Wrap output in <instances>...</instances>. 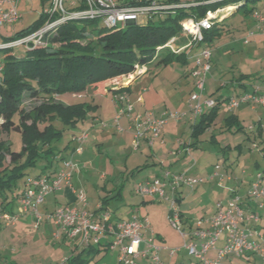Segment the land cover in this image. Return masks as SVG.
<instances>
[{"label":"rangeland","instance_id":"374dc122","mask_svg":"<svg viewBox=\"0 0 264 264\" xmlns=\"http://www.w3.org/2000/svg\"><path fill=\"white\" fill-rule=\"evenodd\" d=\"M179 1L193 2L194 0ZM52 2L53 0H20L17 9L20 20L4 26L0 30V37L13 39L16 33L23 28L26 29L35 24L42 14H44V24L48 19L47 12L52 8ZM247 7H253L255 11L264 15L262 12L264 0L248 2ZM165 10L164 8L162 12ZM230 12L228 11L225 15ZM160 16L154 15L153 21H158ZM189 20V18L185 19V21ZM101 24L102 19L99 18L87 29L99 27ZM226 25L231 29V33L222 35L219 40H214L211 49V62L214 69L205 82L202 101L215 100L219 96L224 100L232 97L234 91L225 88V84L229 85V82L238 79L240 75L248 76L247 79L255 84L264 83V34L257 33L254 20L251 16L244 15L242 11H235L231 16H228ZM250 31L255 32V35L246 43L244 42L245 37ZM176 45L182 47L185 43L177 42ZM195 48L193 46L189 50L195 51ZM25 51L24 47L8 51L0 50V63L6 54L11 53L16 58H22L26 55ZM190 69V65H183L180 60L175 59L165 65H151L148 69L142 70L143 72L138 74V77L130 84L133 94L136 95L138 92L146 100L145 107L135 108V113L144 117L147 114L157 117L162 113L187 114L189 110L187 101H189L190 93L193 90V80L189 75L186 76ZM118 81L125 82L123 77ZM111 86L109 82H99L98 92L100 94L109 92V94L94 97V100L85 92L75 95L64 93L57 96V100L65 105L87 104L93 108L88 110L84 120L78 122L72 129L60 121H54L55 130L61 131L62 135L52 146L56 147L60 157L67 158L66 160H72L79 148H81V152L82 149L84 150L80 157H75V162L72 160L75 166L73 175H80L78 184L74 181L73 187L84 193L90 208H93L98 200L105 196L110 198L113 195H119V200L111 199L108 202V211L113 220L119 218L123 221H130L133 217L130 215L133 213L139 217L140 221L147 219L148 226L141 230L143 239L154 238L155 242H158V247L163 248L162 254L163 252L167 253L168 257H170V251L178 249V252L170 258L179 255L183 264L194 263L195 260L186 254L180 234L171 227L167 219L170 202L174 196L169 187L164 189L167 201L155 197L152 202L142 204L143 198L135 194L136 186L140 182H152L156 178L162 180L166 171L173 174L183 171L190 176L202 177V181L195 184L192 190L188 189L182 192L184 197L177 207L182 209L192 221L208 218L214 212L218 202L223 206L227 204V201L220 196L221 189L217 188V185L225 183V186H231V183L225 182V180L220 183L219 179L208 178L207 173L212 172L215 165L221 167L222 173L234 174L236 179L245 181L253 180L256 174L264 169V158L260 152V147L264 144V112L260 108L252 111L249 107L243 106L234 110L233 115L237 116L239 123L244 128L243 131H237L235 127L230 129L224 127V118L231 114L225 110V101L219 106L211 125L200 134H192L191 125L193 123L189 122V115L182 117L178 120L179 122L170 121L161 130L162 132L165 128H169L171 133V136L164 139L168 151L169 148H172L174 152L178 148L195 147L190 150V153H186L185 158L181 159L183 163L176 166L177 156L167 154L162 157L153 156L152 150L149 149L152 147L147 146L143 140L139 145L140 149L139 147L138 150L135 149L132 144L133 133L130 132V138L126 135L127 132H123L122 120L126 116L119 118V120L123 118L120 120L121 122L117 119L118 98H120L122 89L110 92ZM212 93L215 95L210 97ZM49 102L52 100L44 101V103ZM40 103H42L40 100L25 99L24 112H30ZM257 122L260 123L258 129L262 130L260 137L257 136L255 128ZM251 126L254 127L252 131L250 130ZM95 130L99 134H97L98 140L94 138ZM83 133L88 135L86 144L90 148H83L84 142L75 139ZM0 142H6L10 145V150L15 152L22 150L19 132L11 130L6 133L0 129ZM156 143H159L158 139L153 144ZM190 144L192 146H189ZM158 146L154 145L153 147ZM10 160L11 157L5 154V164H8ZM76 161H78L79 167L76 165ZM161 164L164 165L161 166ZM43 167V162H36L34 167L28 169L27 175L34 176ZM180 167L183 168L182 171H180ZM61 168L60 164L59 169ZM203 172L206 174L203 175ZM21 184H23L22 180L17 182L15 187L20 188ZM183 188L186 187L181 186L178 188V192L180 193ZM11 190L16 193L14 187ZM203 190L204 195L194 197L193 191L201 193ZM242 194L243 190L240 195ZM53 204L48 199L38 207L39 214L43 216L42 222L38 225H35L34 217L31 214L19 217L13 226L6 227L0 223V264H63V260L69 257L72 251L78 253L82 249L79 247V239L63 241L62 237L58 240L53 238L55 227L52 220L46 218L54 210ZM19 205V199H15L11 203L5 204L4 209L9 213L15 209L14 213H17ZM44 205L47 209L44 208ZM149 229L153 231V234ZM158 237L164 241H157ZM92 249L93 251L87 256V264H120L116 257L117 251L109 248L104 250L98 245L93 246ZM210 256L209 254L207 258L210 259ZM224 262L226 264H264L259 256L252 257L250 262L245 261L243 256L240 258L229 257V260Z\"/></svg>","mask_w":264,"mask_h":264},{"label":"built area","instance_id":"2783aa9c","mask_svg":"<svg viewBox=\"0 0 264 264\" xmlns=\"http://www.w3.org/2000/svg\"><path fill=\"white\" fill-rule=\"evenodd\" d=\"M19 1L0 0V30L6 25L14 24L20 20L17 10ZM79 3H82L83 7L78 8ZM186 6L184 5V7ZM164 8L168 9L166 6L157 4L155 0H148V3L137 7L122 6L113 0H53L52 8L47 12L48 19L39 29L24 35V37L3 42L0 44V50H12L17 47L33 48L40 43L46 33L68 20L89 19L93 21V19L101 18L105 28H115L134 21L141 22L145 18L161 13ZM227 8L229 7L208 12L200 20H184L182 27L185 36L189 38L188 42L180 47L176 45L175 39H171L164 45L174 53L189 50L193 46L197 47L195 51L192 49L187 52L191 64L190 75L193 78V90L190 93L189 101H187L189 110L185 114L189 115V122H194L205 110L215 106L214 100L202 101L205 82L211 72L212 51L210 48L200 46V43L203 37L202 32L210 30L216 22H220L226 16L227 12L223 13V11ZM262 12L264 13V7ZM251 18L255 22L257 33L264 34V15L254 11ZM254 35L255 32L250 31L244 42L247 43ZM142 70L144 69L104 82H109L112 85L111 90L127 83L136 76V73L141 74ZM121 77L125 82L118 81ZM118 103V120L122 116H130L133 113V104L124 91L118 98ZM241 106H247L251 110L260 108L264 112V83L254 84L248 91L239 92L225 100L227 112H233ZM185 115L162 113L158 117L152 114H147L144 117L141 114H135L130 127L133 133V146L137 149L143 140L151 147L165 125L172 120L178 121ZM85 138L86 134L83 133L75 139L84 142ZM80 153L81 148L75 152V154ZM61 165L62 168L52 177L46 174L29 176L25 180L24 191L19 197L20 205L17 213H9L5 209H0V223L6 227L13 226L19 217L31 214L34 217L35 225H38L43 220L38 207L45 202L50 194L71 187L72 172L75 166L72 160H64ZM219 168V165H215L214 171L208 178H217L221 183L223 177L218 175ZM201 181L202 177L190 176L183 171L178 174L166 171L162 180L156 178L152 182L138 183L135 194L140 195L141 198L156 197L167 201L164 189L169 187L174 196L168 210V222L180 234L186 254L192 257L196 264H226L224 261H228L229 257L240 258L246 254L257 255L264 262V235L256 228H252V230L245 228L247 223L255 224L259 221L255 210H264V181L261 174H257L250 183L247 192L249 203H246L240 196L233 195L227 201L226 206L218 202L210 217L194 221L192 228L188 232H183L181 212L177 207L178 188L183 186L192 190L194 185ZM73 194L76 205H58L46 217L52 220L55 227L52 234L55 240L61 237L64 240L78 238L83 247L97 246L101 243L108 244L109 249L118 252L116 257L120 264H139V261L142 260L149 261L150 264H165L161 262L158 255L161 248L154 244L153 238L146 240L142 237L141 230L149 224L147 219L140 221L139 218L133 216L130 221H114L108 211L96 213L85 210L87 199L82 191L75 190ZM249 237L253 239L249 240ZM220 240L222 243L218 246ZM210 251H216L215 258H207ZM177 252L178 249L172 250L169 256L172 257Z\"/></svg>","mask_w":264,"mask_h":264},{"label":"trees","instance_id":"16d2710c","mask_svg":"<svg viewBox=\"0 0 264 264\" xmlns=\"http://www.w3.org/2000/svg\"><path fill=\"white\" fill-rule=\"evenodd\" d=\"M113 1L122 6L132 7L148 3V0ZM155 1L161 6L168 7L165 11L157 14L161 15L158 21H153V16H150L141 22L134 21L115 28H105L101 24L99 27L87 29L97 20H68L46 33L37 46L26 49L24 57L16 58L10 53L3 58L0 63V129L6 133L11 130L19 132L22 150L15 152L10 150L9 144L0 142L1 207L7 202L8 198L5 197L7 193H11L9 199L11 201H8V204L19 199L24 191L25 180L29 177L27 171L34 167L36 162H43L44 167L35 176L46 174L52 177L59 170V165L67 159L60 157L59 151L52 146L62 135L61 131L55 130L53 122L60 121L72 129L78 122L83 121L88 110L93 108L87 104L65 105L55 99L58 95L79 94L85 92L92 84L127 76L142 68L148 69L151 65H165L175 59L180 60L183 65H188L190 64L188 50L175 54L164 46L173 38H176V43L184 42L186 44L188 42L189 38L185 36L182 21L187 18L200 20L208 12L231 7L230 14H227L220 22H216L210 30L202 32L200 46L212 49L214 40H219L222 35L231 33V29L226 25L227 17L235 11H242L244 15L251 16L255 8H248L247 4L256 0ZM79 4L78 8L83 7L82 3ZM183 4L187 6H181ZM43 16L44 14L35 24L26 29L23 28L16 33L13 39H6L5 42L24 37V35L39 29L44 22ZM4 51L8 50L4 49ZM213 69L211 62V71ZM247 78L248 76L240 75L238 79L229 82L225 88H230L236 95L238 94L237 89H241L240 92L248 91L255 83ZM214 95L215 93H212L210 97ZM25 99L40 100L42 103L26 113L24 112L25 107H23ZM49 100L52 102L44 103ZM214 101L213 108L205 110L194 122H190L193 123L191 125L193 135L202 133L211 125L219 106L225 100L219 96ZM224 124L226 129L231 127H235L237 131L244 129L237 116L233 114L224 118ZM259 126L260 123L257 122L255 128L257 136L260 137L262 130L258 129ZM253 129L254 127L251 126L250 130ZM260 148L264 158V144ZM190 149H195V147H190ZM5 154L11 157L8 164H5ZM212 172L207 175L209 176ZM224 173L221 172L220 167L218 175L223 177V181ZM257 174H261L264 181V169ZM20 180L23 182V188L13 193L11 189L15 188ZM117 197L119 195L111 199L114 201ZM111 199L106 196L101 198L99 208L95 212L106 211ZM181 199L183 198L179 193L177 202L179 203ZM248 206L250 207V205ZM181 221L182 231L188 232L193 223L191 225L190 219L184 218L182 213ZM98 246L103 247L104 250L108 248V244L101 243ZM92 247H82L78 253H71L63 264H87V256L93 251Z\"/></svg>","mask_w":264,"mask_h":264},{"label":"crops","instance_id":"0c3cea01","mask_svg":"<svg viewBox=\"0 0 264 264\" xmlns=\"http://www.w3.org/2000/svg\"><path fill=\"white\" fill-rule=\"evenodd\" d=\"M7 26V25H6ZM6 39H9V38H4V37H0V44H2L3 42H5L6 41ZM177 44V43H176ZM189 63H190V61H189ZM188 65H190L191 66V64H188ZM145 70V69H144ZM143 70V71H144ZM142 71V72H143ZM141 72V73H142ZM187 75H189L190 76V78L193 80V78L191 77V75H190V71L188 72V73H186V76ZM133 82V81H132ZM131 82V83H132ZM130 83V84H131ZM130 84H128L127 86H125L124 88H123V91H124V93H126L127 95H128V98H129V101L133 104V113L130 115V116H126V117H124V119L122 120V119H120V120H122V122H123V128H124V131L123 132H127L126 133V135L127 136H129L130 138H131V133L130 132H132L131 131V129H130V127H131V124H132V117L136 114L135 113V108H137V107H142V106H144L145 107V105H146V100L144 99V96H142L140 93H138V92H136V95H134L133 94V92H132V88L130 87L131 85ZM97 86H98V83L97 84H92V85H90L88 88H87V90L85 91V93H86V95L87 96H89V97H91V99L92 100H94V97H99V96H107L108 94H109V92L108 93H105V94H100L99 92H98V88H97ZM110 92H115V91H113V90H109ZM123 91H122V93H123ZM241 91V89H237L236 90V92L237 93H239ZM56 100H57V97L55 98ZM135 105V106H134ZM243 107H247V106H243ZM252 111H255V110H252ZM231 114H233V112L231 113ZM98 120V119H97ZM119 120V122H121ZM95 122V121H94ZM179 122V121H178ZM96 123V122H95ZM119 124V123H118ZM96 127H98L97 125H96ZM95 132L96 133H94V135H95V140H98V136H97V130H95ZM123 132H121V133H123ZM99 135V134H98ZM88 135L86 134V138H85V140H84V145H83V148H90V147H88L89 145L88 144H86L87 142H86V140H87V137ZM168 136H171V133L169 132V128H165L164 129V131H162L161 133H160V135H159V137L157 138L158 140H159V143H156V144H153L151 147L152 148H149V149H151L152 150V154H153V156H157V157H162L164 154H167V155H171V156H177V158H178V160H177V163H175V165L176 166H180L181 165V163H183V161H181V159L182 158H185L184 156L186 155V153H190V148H178L176 151H174L173 152V150H172V148H169V151H168V149L165 147V144H167V143H165L166 142V140H164L165 138H167ZM93 138V139H94ZM145 143V142H144ZM155 143V142H154ZM139 145H141V143L139 144ZM147 145V144H146ZM154 145H159L158 147H153ZM87 146V147H86ZM148 146V145H147ZM139 149H140V147H139ZM136 150H138V148L136 149ZM172 150V151H171ZM83 152H84V150L82 149V152L80 153V154H76L75 156H74V158L72 159L73 160V162H75V157L76 156H81L82 154H83ZM78 161H76V165L77 164H79V163H77ZM164 165V164H163ZM162 164H161V166H163ZM78 167L80 166V165H77ZM181 168V167H180ZM139 169V168H138ZM182 169L183 168H181L180 169V171H182ZM178 173H179V171H178ZM206 174V172H203V175H205ZM207 174H209V172L207 173ZM37 175V174H36ZM224 175H225V182H229V183H231V186H225V183H223V184H218L217 185V188H219V189H221L220 190V196L222 197V199L223 200H226V201H228L229 199H230V196H232L233 194H235V193H237L238 194V196L241 194V192H242V190H243V194L242 195H240V197H242V199L243 200H245L247 203H249L248 201V199H247V192H248V190H249V184H250V180H248V181H245V180H238V179H236L235 178V175L234 174H228L227 172H225L224 173ZM35 176V175H34ZM80 179V175H77V174H74V175H72V179H71V187L70 188H64V189H62L61 191H58V192H54V193H52V194H50L47 198H46V200H50L52 203H54L53 204V207L55 208V207H57L58 205L59 206H63V205H69V206H72V205H76V203H74L75 202V197H74V194H73V192L75 191V190H77V189H75V187H73V182L75 181L77 184H78V180ZM228 183V184H229ZM23 188V184H21V186H20V188H14L15 189V192L16 191H18V189H22ZM184 190H188L187 188H183L182 190H181V198H183L184 197V194H182V192L184 191ZM192 193H194V197H201L202 195H204V190H203V192H201V193H199V192H192ZM185 194H187V193H185ZM191 196V195H190ZM5 197H7L8 199H7V202H5L4 203V205H3V207H1L0 206V208H5V204H7L8 203V201H9V199L11 198V193H7L6 194V196ZM112 197H114V195L112 196ZM112 197H110V198H108V199H111ZM119 198H120V196L119 197H117V199H114V201L115 200H119ZM46 200H45V202H46ZM153 200H155V197L153 198V197H145V198H143L142 199V204H146V203H148V202H152ZM44 202V203H45ZM99 202H100V199L98 200V202L95 204V206L93 207V208H90L89 206H88V200H87V204H86V206L84 207V209L85 210H87V211H92V212H95V210L99 207ZM43 203V204H44ZM44 208L45 209H47V207H46V205H44ZM14 211H15V209H12L11 211H10V213L12 212V213H14ZM106 211H108V209L106 210ZM181 211V213H182V215H183V217L184 218H187V219H190V218H188V215H185V213L183 212V210L181 209L180 210ZM109 212V211H108ZM110 213V212H109ZM256 213L258 214V216H259V221L257 222V223H247L246 224V226H245V228H246V230H252V228H256L260 233H262L263 235H264V210H257L256 211ZM111 214V213H110ZM213 214V213H212ZM211 214V215H212ZM211 215H209V217L211 216ZM130 216H135V217H137V218H139L136 214H131ZM112 219V218H111ZM113 220V219H112ZM116 220H121V219H119V218H116ZM115 221V220H114ZM190 221H191V225H192V223H194V221H192L191 219H190ZM42 222V221H41ZM187 227V226H186ZM149 230H151V229H149ZM54 232V231H53ZM151 232V234H153V231L151 230L150 231ZM76 239H78V238H76ZM253 238H251V237H249V240H252ZM75 240V239H74ZM73 240V241H74ZM63 241H65L64 239H63ZM80 241V240H79ZM157 241H164V239H162V238H160V237H158L157 238ZM153 242H154V244L155 245H157V243L155 242V239L153 238ZM221 243H222V240H220V242L218 243V246H220L221 245ZM79 247H83V246H81V245H79ZM77 248V247H76ZM80 249V248H79ZM163 250V248H161V250H160V252H159V256H160V258H161V260H162V262H164V263H169V264H183L181 261H180V259H179V255H177L176 257L174 256L173 258H170V257H168V254L167 253H164L163 252V254H162V251ZM74 252H76V251H72V253H74ZM211 255L210 256V259H213V258H215V255H216V251H210L208 254H207V256L208 255ZM162 256V257H161ZM255 256H257V255H254V254H246V255H244L243 257L245 258V261H247V262H250V260L252 259V257H255ZM171 260V261H170ZM64 261V260H63ZM139 264H150V262L149 261H145V260H142V261H139ZM191 264H196V262L194 261V263H191Z\"/></svg>","mask_w":264,"mask_h":264},{"label":"water","instance_id":"95a60500","mask_svg":"<svg viewBox=\"0 0 264 264\" xmlns=\"http://www.w3.org/2000/svg\"><path fill=\"white\" fill-rule=\"evenodd\" d=\"M138 77V75H136V76H134L131 80H129L127 83H125V84H121V85H119V86H117V87H115V88H113V89H111V90H113V91H116V90H120V89H123L125 86H127L128 84H130L134 79H136Z\"/></svg>","mask_w":264,"mask_h":264},{"label":"bare ground","instance_id":"6f19581e","mask_svg":"<svg viewBox=\"0 0 264 264\" xmlns=\"http://www.w3.org/2000/svg\"><path fill=\"white\" fill-rule=\"evenodd\" d=\"M231 10H232V8H231V7H229V8H227V9H225V10L223 11V13H224V12L231 11Z\"/></svg>","mask_w":264,"mask_h":264}]
</instances>
